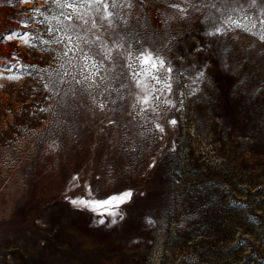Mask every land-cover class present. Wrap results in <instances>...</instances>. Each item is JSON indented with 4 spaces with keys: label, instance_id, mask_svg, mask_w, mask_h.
<instances>
[{
    "label": "rangeland",
    "instance_id": "374dc122",
    "mask_svg": "<svg viewBox=\"0 0 264 264\" xmlns=\"http://www.w3.org/2000/svg\"><path fill=\"white\" fill-rule=\"evenodd\" d=\"M200 4L134 0L121 31L168 45L173 93L134 108L140 90L117 67L93 92L101 111L72 81L80 62L40 42L69 10L0 0V264H264V41L206 35ZM123 192L108 210L69 202Z\"/></svg>",
    "mask_w": 264,
    "mask_h": 264
},
{
    "label": "snow or ice",
    "instance_id": "6c2138e0",
    "mask_svg": "<svg viewBox=\"0 0 264 264\" xmlns=\"http://www.w3.org/2000/svg\"><path fill=\"white\" fill-rule=\"evenodd\" d=\"M50 2L62 10L68 9L69 11H61L60 16L63 17V21H60L59 17H54L60 23L59 29L50 27L48 30L49 35L53 32H62L63 35H57L53 41L41 40L40 42L42 44L61 43L65 48L63 55L68 57L71 53L69 63L72 58H76L80 62L73 67L78 69L81 78H77L73 74L72 81L75 85H80L84 92H87L93 104L101 111L107 107V102H98L93 92L108 79L102 73L113 71L117 67L126 70L125 77L129 78L140 90L139 93L130 92V95L136 97L134 108L137 105L147 106L152 98V93L156 91L166 90L169 94L173 93L172 85L176 69L162 51L168 45H162L161 49L153 50L136 40L135 43L138 47H134L121 31V26L126 29L129 24L134 0H50ZM190 6L203 13L201 22L206 26L205 34L210 37L224 36L240 29L257 35L261 41H264V0H201L200 5ZM180 11L186 15L184 8H181ZM257 25L260 26V30L254 31L257 29ZM14 37L23 39L20 33L15 32L6 38L11 40ZM25 43L28 41L25 40ZM121 60H123V64H121ZM67 74L65 73V75ZM203 76V71H198L194 82L201 80ZM142 77L150 78L156 84L162 85V88L153 87L149 91L148 85ZM7 78L16 79L18 77L9 76ZM45 87L47 88L48 85ZM121 87H127V85L122 84ZM77 91L79 89H73V95ZM105 91H108L107 87ZM140 93H144V95H140ZM99 95H104V93L101 92ZM112 103L115 101L113 100ZM166 103L175 106L171 100H167ZM140 110L146 111L147 109L142 107ZM112 122L109 121V123ZM169 123L175 126L177 122L171 120ZM156 128L160 133L164 132V128L160 124H157ZM73 179L78 178L74 177ZM131 196V192H123L102 201L75 198L70 199L69 202L76 208L98 211L118 208L130 200ZM108 214L116 215L111 211ZM112 223H116V221L113 220Z\"/></svg>",
    "mask_w": 264,
    "mask_h": 264
}]
</instances>
